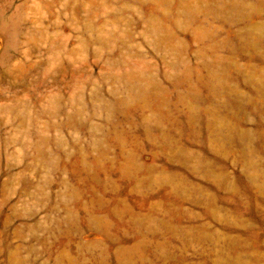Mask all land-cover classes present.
<instances>
[{
	"label": "rangeland",
	"instance_id": "obj_1",
	"mask_svg": "<svg viewBox=\"0 0 264 264\" xmlns=\"http://www.w3.org/2000/svg\"><path fill=\"white\" fill-rule=\"evenodd\" d=\"M0 264H264V0H0Z\"/></svg>",
	"mask_w": 264,
	"mask_h": 264
}]
</instances>
